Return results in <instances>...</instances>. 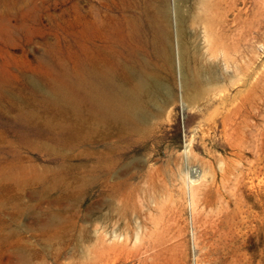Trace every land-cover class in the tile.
Returning a JSON list of instances; mask_svg holds the SVG:
<instances>
[{
  "label": "rangeland",
  "instance_id": "rangeland-1",
  "mask_svg": "<svg viewBox=\"0 0 264 264\" xmlns=\"http://www.w3.org/2000/svg\"><path fill=\"white\" fill-rule=\"evenodd\" d=\"M210 1L222 5L180 3L189 44L219 82L181 94L177 69L154 131L164 137L130 145L123 162L140 164L94 182L90 141L57 148L56 134L19 114L47 80L75 70L103 0H0V264H264V0L235 10ZM186 65L197 73L188 55ZM73 173L86 183L65 192L60 177Z\"/></svg>",
  "mask_w": 264,
  "mask_h": 264
},
{
  "label": "bare ground",
  "instance_id": "bare-ground-1",
  "mask_svg": "<svg viewBox=\"0 0 264 264\" xmlns=\"http://www.w3.org/2000/svg\"><path fill=\"white\" fill-rule=\"evenodd\" d=\"M174 1L173 7L171 0H103L93 15L92 42L81 41L75 70L67 68L59 77L47 80L45 89L39 88L32 99L28 96V108L16 102L22 109L20 120L30 123L32 129L38 126L44 133L56 134L58 146L55 147L70 146L75 151L86 141L91 142L94 182L103 177H122L140 164V158L127 164L123 162L130 145L140 148L164 137L154 131L164 113L166 97L171 100L175 96V87L171 88L165 80L171 78L175 82L177 69L181 94L189 89L208 94L213 84L219 82L214 70L201 65L196 42L189 44L194 33H187L182 0ZM236 4L237 0H230V9L235 10ZM203 5L209 11L222 3L203 0ZM113 9H116L115 15L111 13ZM209 20L206 15H199L194 17L193 24L199 21L206 29ZM208 31L209 28L207 36ZM187 55L199 67L197 73L186 72ZM163 96L166 97L162 99ZM16 100L23 99L17 96ZM69 120L72 122L68 123ZM101 143L105 148H100ZM55 147L46 145L47 150ZM185 155L189 157V150ZM78 165L74 164L75 168L69 171L78 172ZM60 180L65 192L73 193L81 191L86 183L78 173L65 179L61 176ZM192 184L190 195L194 201Z\"/></svg>",
  "mask_w": 264,
  "mask_h": 264
}]
</instances>
